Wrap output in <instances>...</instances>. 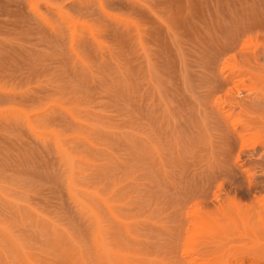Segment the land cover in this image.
Segmentation results:
<instances>
[{"label":"rangeland","instance_id":"obj_1","mask_svg":"<svg viewBox=\"0 0 264 264\" xmlns=\"http://www.w3.org/2000/svg\"><path fill=\"white\" fill-rule=\"evenodd\" d=\"M0 264H264V0H0Z\"/></svg>","mask_w":264,"mask_h":264}]
</instances>
